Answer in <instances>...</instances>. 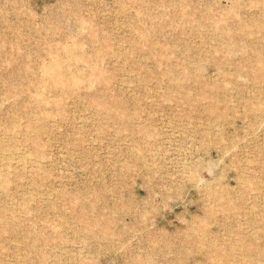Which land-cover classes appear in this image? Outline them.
Wrapping results in <instances>:
<instances>
[{"label": "rangeland", "instance_id": "obj_1", "mask_svg": "<svg viewBox=\"0 0 264 264\" xmlns=\"http://www.w3.org/2000/svg\"><path fill=\"white\" fill-rule=\"evenodd\" d=\"M0 264H264V0H0Z\"/></svg>", "mask_w": 264, "mask_h": 264}]
</instances>
